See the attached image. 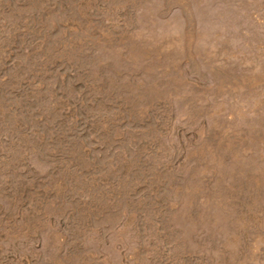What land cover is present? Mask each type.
I'll return each mask as SVG.
<instances>
[{
    "label": "rangeland",
    "instance_id": "1",
    "mask_svg": "<svg viewBox=\"0 0 264 264\" xmlns=\"http://www.w3.org/2000/svg\"><path fill=\"white\" fill-rule=\"evenodd\" d=\"M0 264H264V0H0Z\"/></svg>",
    "mask_w": 264,
    "mask_h": 264
}]
</instances>
